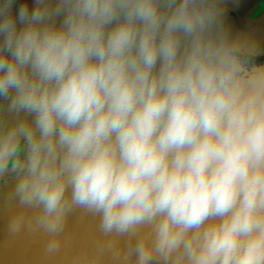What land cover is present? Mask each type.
Segmentation results:
<instances>
[{"label": "clouds", "instance_id": "clouds-1", "mask_svg": "<svg viewBox=\"0 0 264 264\" xmlns=\"http://www.w3.org/2000/svg\"><path fill=\"white\" fill-rule=\"evenodd\" d=\"M221 14L211 0H0L11 228L34 209L54 248L80 206L135 236L136 264H264V55L213 31Z\"/></svg>", "mask_w": 264, "mask_h": 264}, {"label": "water", "instance_id": "water-1", "mask_svg": "<svg viewBox=\"0 0 264 264\" xmlns=\"http://www.w3.org/2000/svg\"><path fill=\"white\" fill-rule=\"evenodd\" d=\"M221 11L213 31L230 39L254 45L264 55V0H211ZM0 122L10 121L6 102H0ZM15 176L0 177V264H136L135 236L104 233L100 216L86 207L71 206L64 219L56 246L49 247L50 234L35 225L36 211L27 209L24 221L13 229L12 218L20 211L13 188ZM150 229L142 225L138 233ZM152 264H159L153 260Z\"/></svg>", "mask_w": 264, "mask_h": 264}]
</instances>
